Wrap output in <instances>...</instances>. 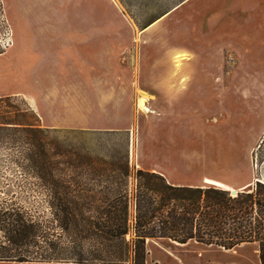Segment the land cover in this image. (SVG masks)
Masks as SVG:
<instances>
[{"label":"rangeland","instance_id":"rangeland-1","mask_svg":"<svg viewBox=\"0 0 264 264\" xmlns=\"http://www.w3.org/2000/svg\"><path fill=\"white\" fill-rule=\"evenodd\" d=\"M81 1L72 13L94 17L89 28L80 22L81 31L92 32L91 45L77 59L81 69L58 65L69 59L60 61L56 48L44 55V64L36 57L34 69L17 68L0 55L2 93L21 92L11 95L21 107L30 105L25 93L45 99L40 124L51 132L44 138L94 156L126 145L132 168L160 171L177 185H209L203 180L210 178L245 187L238 194L264 184V0ZM2 9L5 51L10 30ZM69 24L64 20L61 28ZM177 52L191 56L179 70ZM141 92L148 94V111L139 106ZM76 122L81 127H67ZM7 155L16 157L14 150L0 149V201H15L44 222L51 216L44 190L30 187L34 178ZM51 232L53 240L68 243L60 229ZM4 235L0 230V241ZM146 248L145 264H260L256 244L249 243L226 249L148 239ZM30 249L42 253L41 247Z\"/></svg>","mask_w":264,"mask_h":264},{"label":"trees","instance_id":"trees-1","mask_svg":"<svg viewBox=\"0 0 264 264\" xmlns=\"http://www.w3.org/2000/svg\"><path fill=\"white\" fill-rule=\"evenodd\" d=\"M16 100L0 96V149L15 151L7 159L34 178L30 187L44 190L51 216L39 222L15 201L1 200L0 261L145 264L147 240L168 239L226 249L256 244L264 264V184L231 196L211 184L170 183L158 171L132 168L126 145L94 156L44 138L51 129L30 105ZM57 229L67 244L52 239Z\"/></svg>","mask_w":264,"mask_h":264},{"label":"crops","instance_id":"crops-1","mask_svg":"<svg viewBox=\"0 0 264 264\" xmlns=\"http://www.w3.org/2000/svg\"><path fill=\"white\" fill-rule=\"evenodd\" d=\"M0 1L2 3V8L4 11V17L10 30V41L5 48V51L0 55H4L8 57L9 60H12L11 62L13 64H16L17 68L34 69L36 68L33 66L34 62L36 61V57L41 58L40 61L44 64V55L47 54L49 56H52L51 49L56 48L59 49L56 51V53H58V55L60 56V61H62L65 57L66 59H69L66 64L58 62V65H62L65 69H81V62H78L77 59H82L81 48L87 45H91L90 37L92 36V32L91 30H89L88 32L81 31L80 22H87L89 28L91 21H93L94 19V17H91V15H89L88 17L81 18L80 14L72 13L73 11H75L76 8L78 10V7L83 4L81 0ZM88 3L91 4L90 0H88ZM73 15H76V17H74ZM64 20L70 23L72 22L73 24H69V26L64 25V28L62 29L61 27L63 25ZM86 38L87 40H85ZM78 49L79 52L77 53ZM181 53L186 55L187 57H191L190 54L186 52H177L175 53V56ZM175 56L174 60L176 68L179 70L182 67H178L177 59ZM23 57H26L25 60H27V62L23 61ZM185 62H187V60H185ZM56 68L58 69V66H56ZM59 69L63 68H60L59 66ZM78 93L79 92H75L74 90V92L72 93L73 97L75 98L76 94ZM12 94H21V92L16 91L5 94L0 91V96ZM24 95L26 96V98H28L31 107L36 111L40 119L43 120V114L40 112V110L42 109L43 105L44 109L48 108L45 99L42 102L34 98L32 94L25 93ZM40 104L42 105V107ZM72 109L74 110L75 108ZM67 127H81V125L79 122H76L73 124H69ZM160 173L163 174L162 172ZM203 183L209 184L208 182H206V179L203 180ZM244 188L245 187H231V189L229 190L234 189L238 191ZM2 262L5 264L19 263L14 261Z\"/></svg>","mask_w":264,"mask_h":264},{"label":"bare ground","instance_id":"bare-ground-1","mask_svg":"<svg viewBox=\"0 0 264 264\" xmlns=\"http://www.w3.org/2000/svg\"><path fill=\"white\" fill-rule=\"evenodd\" d=\"M176 57V59H177V63H178V67L179 68H181L182 67V64L185 62V60H187V61H189L190 60V57H187L186 55H184V54H178L177 56H175ZM141 95H140V97H139V106L141 107V108H143L144 110H147L148 111V108H147V106H146V102H147V100H148V94L146 95V93H144V92H141L140 93ZM206 182H208L209 184H211V185H216V186H220V187H222V188H224V189H231V188H229V187H227L226 185H224V184H222V183H220V182H218V181H216V180H212V179H210V178H207L206 179ZM234 190V189H233ZM236 191V190H235Z\"/></svg>","mask_w":264,"mask_h":264},{"label":"water","instance_id":"water-1","mask_svg":"<svg viewBox=\"0 0 264 264\" xmlns=\"http://www.w3.org/2000/svg\"><path fill=\"white\" fill-rule=\"evenodd\" d=\"M231 192H232V194H237V191H235V190H231Z\"/></svg>","mask_w":264,"mask_h":264}]
</instances>
